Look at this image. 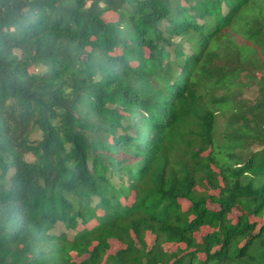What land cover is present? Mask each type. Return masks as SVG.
I'll use <instances>...</instances> for the list:
<instances>
[{
	"label": "trees",
	"instance_id": "obj_1",
	"mask_svg": "<svg viewBox=\"0 0 264 264\" xmlns=\"http://www.w3.org/2000/svg\"><path fill=\"white\" fill-rule=\"evenodd\" d=\"M263 214L264 0H0V264H264Z\"/></svg>",
	"mask_w": 264,
	"mask_h": 264
},
{
	"label": "rangeland",
	"instance_id": "obj_2",
	"mask_svg": "<svg viewBox=\"0 0 264 264\" xmlns=\"http://www.w3.org/2000/svg\"><path fill=\"white\" fill-rule=\"evenodd\" d=\"M105 19L108 22L117 21L118 16L115 13L110 12V13H107L105 15ZM243 32L244 31L242 29H240V30L236 29L232 33L237 36L238 41L244 42V40L241 39L243 36ZM261 76H262L261 74H258V77H261ZM236 80L237 81H246V79L244 78V75L238 76L236 78ZM255 91H256V89L252 90L251 92H249V94L245 95V97L247 99H250V98L254 99L255 98L254 95L256 93ZM183 149L185 150V148H183ZM170 151L173 153L174 152L180 153L179 148H176V150L171 149ZM207 155H208V152L203 154L202 159H205L207 157ZM217 175L221 177L223 174L221 171L218 170ZM206 187H209V189H212L208 184L203 182L202 185L200 183L197 185V190H199L200 192H208L211 195L218 196V194H219L218 191H216V192L210 191V190L208 191ZM134 201H135V196L132 197L126 203H132ZM190 207H191V204L188 201H186V200L180 201V212L181 213H183V214L188 213ZM209 208L212 210H218L219 209L218 205L215 203H212V202H209ZM101 215H103V214H102V212L99 211L97 216L89 224H87V225L81 224L76 231H72V230H68V229H59L58 233L63 231V234H65L69 238V240L73 241L76 234L81 232L82 230L87 229V228L88 229H95L99 224V219H100ZM246 215L248 216L246 211L242 207L237 206L236 208H234L232 210V212L228 216V224L235 226ZM248 218L252 223H257L259 228L264 225V214L259 216V217L249 216ZM212 232H213L212 229L207 228V227H202L199 230H197L196 232H194V234H193V246L191 248H188L185 243H170V244L165 243V244H163V248L165 249V251L169 255H173L174 253H178L179 251H182V250L185 252L198 251L199 252L198 257L201 259H205V253L203 251H200V248H201V245L203 244L204 238L209 236ZM144 233H145L144 234V240H145L146 244L149 247H152L156 241L155 234H153L151 231H144ZM134 240H135L134 243L136 245H138V246L141 245V240L139 237H135ZM110 241H111V249L109 251V254H114L117 251H120V250L125 248V244L122 243L121 241H119L118 239H111ZM243 243H244V241L241 243V245H243ZM216 249H214V250H216ZM70 257H71V264H81L83 261L88 259L89 255H88V253H82L81 251L78 252V251L73 250L70 252Z\"/></svg>",
	"mask_w": 264,
	"mask_h": 264
}]
</instances>
